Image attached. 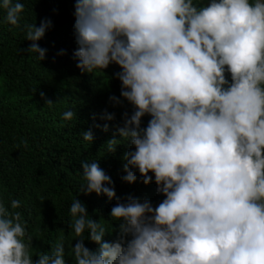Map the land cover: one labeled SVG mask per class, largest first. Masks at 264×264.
I'll return each mask as SVG.
<instances>
[{"label": "clouds", "instance_id": "9594fccd", "mask_svg": "<svg viewBox=\"0 0 264 264\" xmlns=\"http://www.w3.org/2000/svg\"><path fill=\"white\" fill-rule=\"evenodd\" d=\"M0 8L20 27L23 3ZM74 17L76 67L95 74L118 65L123 99L109 101L132 106L112 125L106 151L129 142L122 179L133 184L138 171L149 185L152 173L165 198L155 207L132 196L121 202L99 164L82 162L84 194L117 201V239L105 241L111 232L76 198L68 222L75 245L66 252L61 236L51 252L35 250L20 200L0 201V264H67L66 256L75 264H264V0H75ZM51 27L49 19L23 25L30 58L45 60L38 41ZM107 122L95 127L108 132ZM81 136L94 140L91 130Z\"/></svg>", "mask_w": 264, "mask_h": 264}, {"label": "trees", "instance_id": "16d2710c", "mask_svg": "<svg viewBox=\"0 0 264 264\" xmlns=\"http://www.w3.org/2000/svg\"><path fill=\"white\" fill-rule=\"evenodd\" d=\"M18 2L24 4L20 27L8 24L7 10L0 8V201L8 206L11 199L20 200L21 207L16 211L26 221L35 250L51 252L61 236L66 252L69 245H75L78 238L68 233V222L69 209L76 198L85 203L89 218L99 220L111 232L106 233L104 240L114 242L120 222L110 218V211L117 201L95 193L84 194L82 162L99 164L111 178L121 202L126 203L127 197L132 196L141 201L148 199L155 207L165 198L156 192L152 173L149 175L153 182L149 185L142 183L138 171L135 183L122 179L126 175L123 155L134 150L129 142L118 145L114 153L106 151V141L115 132L112 125H122L123 112L132 113L126 100L119 106L109 101L112 95L123 99L120 81L114 75L121 69L112 64L103 73L82 74L76 67L72 58L77 48L73 28L75 0ZM44 19L51 20L52 27L38 41L40 47L47 49L45 60L38 62L29 57L31 41L25 39L23 25L35 23L38 27ZM61 50L64 55H59ZM41 92L53 101L51 107L45 104ZM69 109L76 113L71 122L62 119L63 112ZM105 109L115 113L114 121L100 119ZM149 119L142 118V127L147 126ZM105 122L110 125L108 132L95 127ZM88 130L94 134L91 144L81 136ZM84 235L86 238L87 230ZM85 246L92 250L98 247L87 239ZM65 258L67 264H75L74 258ZM33 259H37L34 254Z\"/></svg>", "mask_w": 264, "mask_h": 264}]
</instances>
